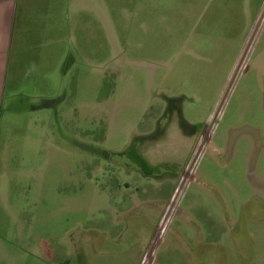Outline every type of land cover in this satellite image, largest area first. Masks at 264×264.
Listing matches in <instances>:
<instances>
[{
  "label": "rangeland",
  "instance_id": "1",
  "mask_svg": "<svg viewBox=\"0 0 264 264\" xmlns=\"http://www.w3.org/2000/svg\"><path fill=\"white\" fill-rule=\"evenodd\" d=\"M18 3L0 264H264V0Z\"/></svg>",
  "mask_w": 264,
  "mask_h": 264
},
{
  "label": "crops",
  "instance_id": "2",
  "mask_svg": "<svg viewBox=\"0 0 264 264\" xmlns=\"http://www.w3.org/2000/svg\"><path fill=\"white\" fill-rule=\"evenodd\" d=\"M18 7V0H0V124ZM150 137L151 136L149 135L142 136V141L149 142ZM153 228L154 229L151 231L152 235L157 226ZM178 234L180 240L178 242H169L165 249L164 244L162 245V241L158 243L151 264H207V250L203 251L201 249L199 252L197 251L198 253L196 255H193V252L196 253L193 249L194 246L202 248L206 247L207 244L202 241L194 242L192 239H190L185 229L182 231L179 230ZM150 242L151 239L144 248L143 254L147 249V246L150 245ZM139 263L136 261L135 264Z\"/></svg>",
  "mask_w": 264,
  "mask_h": 264
},
{
  "label": "built area",
  "instance_id": "3",
  "mask_svg": "<svg viewBox=\"0 0 264 264\" xmlns=\"http://www.w3.org/2000/svg\"><path fill=\"white\" fill-rule=\"evenodd\" d=\"M200 155V152L195 156V153H194V156H193V160H191L190 164H188V166L186 167L185 169V172H184V176L182 177V187H184L185 185H187V183L190 181V179L193 177V168H194V165L198 159ZM171 216L167 217V215H165L164 219L162 220V222L160 223V235H163L165 230H166V227L168 225V222H169V219H170ZM143 264H147V261L145 260L143 262Z\"/></svg>",
  "mask_w": 264,
  "mask_h": 264
}]
</instances>
